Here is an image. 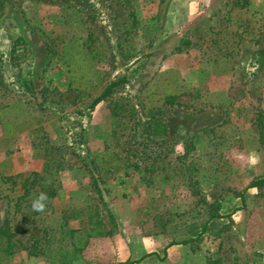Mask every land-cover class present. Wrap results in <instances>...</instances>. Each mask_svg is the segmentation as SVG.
<instances>
[{"label":"rangeland","instance_id":"1","mask_svg":"<svg viewBox=\"0 0 264 264\" xmlns=\"http://www.w3.org/2000/svg\"><path fill=\"white\" fill-rule=\"evenodd\" d=\"M263 177L264 0H0V264H264Z\"/></svg>","mask_w":264,"mask_h":264},{"label":"trees","instance_id":"2","mask_svg":"<svg viewBox=\"0 0 264 264\" xmlns=\"http://www.w3.org/2000/svg\"><path fill=\"white\" fill-rule=\"evenodd\" d=\"M235 5L241 6V4L238 1L235 2ZM72 54H73V58L76 60L77 54L76 53L75 54L72 53ZM73 81H74V78H72V80H71V83H70L71 86H72ZM124 81H125V78H121V79H118L116 81L110 82L105 87L103 92L92 101V103L90 105L91 108H94L99 102H101L102 100L106 99L111 94H113L116 91L117 87L120 86L122 84V82H124ZM9 178L13 179L12 177H9ZM36 179L37 178H35V180ZM25 183L22 185V188H24V195H28L31 192L30 190L32 189L33 185H29V187H28ZM259 184H264V177L253 181L249 185V187H254V186H257ZM40 193H46L49 200L51 201L55 196L56 189L51 184L43 183L40 185L39 189H37V195L38 196L40 195ZM244 195H245V192L242 194L243 199H244ZM236 210H237V208L234 209V211H236ZM213 217H222V215H215V216H212L211 218H213ZM4 225L6 228L2 231V234H6V235L8 234L9 235V219L8 218H6ZM12 246H13V242L11 241V236H10V238L8 239V247H7L8 249L7 250L10 251ZM135 262L136 261L127 260V261L121 262L119 264H134Z\"/></svg>","mask_w":264,"mask_h":264},{"label":"clouds","instance_id":"3","mask_svg":"<svg viewBox=\"0 0 264 264\" xmlns=\"http://www.w3.org/2000/svg\"><path fill=\"white\" fill-rule=\"evenodd\" d=\"M49 183L50 181H45ZM49 198L46 193H40V195L33 199L32 208L37 212H44L47 208V202Z\"/></svg>","mask_w":264,"mask_h":264}]
</instances>
